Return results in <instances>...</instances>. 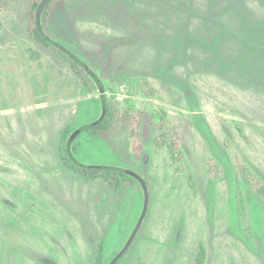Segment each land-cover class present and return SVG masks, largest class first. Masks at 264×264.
Segmentation results:
<instances>
[{"label":"rangeland","instance_id":"rangeland-1","mask_svg":"<svg viewBox=\"0 0 264 264\" xmlns=\"http://www.w3.org/2000/svg\"><path fill=\"white\" fill-rule=\"evenodd\" d=\"M51 24L107 83L113 126L81 139L83 163L149 184L123 264H192L200 243L203 264H264V197L237 159L264 181V0H60ZM99 96L32 35L27 0L0 7V264H97L106 237L115 250L129 238L141 185L64 160V129Z\"/></svg>","mask_w":264,"mask_h":264},{"label":"trees","instance_id":"trees-1","mask_svg":"<svg viewBox=\"0 0 264 264\" xmlns=\"http://www.w3.org/2000/svg\"><path fill=\"white\" fill-rule=\"evenodd\" d=\"M12 1H21V0H0V7H7L8 4ZM27 1L29 2L30 30L32 32V35L38 41H40L43 45L48 46V47L54 49L55 51L59 52L63 56L67 57L72 62L73 67L76 70L82 72L89 79V81L94 85L95 90L100 93V96H99V98L96 99V102L93 101V105H92L93 107H92L91 111L80 122L76 123L75 125L67 126L64 129V131H63L64 153H65L64 160L69 165V167H71L75 172H77L81 175H84V176L88 177L89 179H96L100 175H104L105 178H110L112 176H117V177L119 176V177L127 178V179L135 182L136 184L141 185L138 180H136L134 177H132L126 173H122V172L114 171V170L92 169V168H87V167L82 166L83 149L81 148V146H82L81 139H83L85 137L89 138V139H96V138L101 137L103 134L107 133L108 131H110V129L113 126V113L111 111V106H110V103L108 100V106H109L108 115H107L106 119L101 124H99L95 127H92L88 130H85L83 132H80V133L77 132V129L81 125H84L88 122H91V121L97 119L98 115H100L99 109H100V113H101V108H102V101H101V92H102L101 86L102 85L99 83V81L97 79H95L91 74L87 73L76 61H74L71 57H69L65 52L58 49L56 46L51 44L45 37L42 36V34L40 33V31L37 28L36 19H35L36 10H37L38 5H39L41 0H27ZM57 1H60V0H52L48 4V6L46 7V9L44 11L43 19H42V21H43L42 23H43V27H44L45 31L54 39H56V38L54 37V34H53L51 21H52V17L54 14L55 3ZM70 48L72 50L74 49L78 53H80V51L77 48H75V47H70ZM92 69L99 76L100 80L103 83V88H104L103 90L106 91L107 90V83L104 81L101 74L95 68L92 67ZM139 85H140L142 91L147 96H153L154 92L150 88L149 82L146 78L141 77L139 79ZM133 117L137 118V115L133 114ZM133 120H134L133 138H134L135 145L138 147L139 146L138 123H137L135 118H133ZM164 120H166L165 117H164ZM169 128L172 130L171 131V137L173 139V143L171 144L172 150H173V152H176L175 150H178V152H181L182 150L179 149V147H180L179 135L173 129V127L171 125H169ZM237 159H238L239 164L241 165V167L243 169V172L246 176V179H247L249 185L258 194H260L264 197V181H263V179H261L255 172H252V170H250L249 166L247 165L245 160L240 155H237ZM213 163L214 162L212 161L211 162L212 167H214ZM114 186L119 188L121 186V184L117 180L114 183ZM140 231H139V233H140ZM139 233H138V235H139ZM138 235H137V237H138ZM137 237H136V239H137ZM136 239L134 240V242L136 241ZM134 242H133V244H134ZM133 244L128 249V251L115 264H123L126 261L127 254L130 252ZM109 246L110 245H109L108 239L106 237V239L103 240V242L100 246L97 264H109L110 261L112 260V258L120 251V249L124 245L121 248L116 249V250L111 249ZM108 253H110V254L108 255ZM205 253H206L205 246L203 243H200L198 245V256L192 264H203L204 260H205Z\"/></svg>","mask_w":264,"mask_h":264},{"label":"water","instance_id":"water-1","mask_svg":"<svg viewBox=\"0 0 264 264\" xmlns=\"http://www.w3.org/2000/svg\"><path fill=\"white\" fill-rule=\"evenodd\" d=\"M51 1L52 0H41L39 5H38V8H37L36 14H35L36 25H37L38 30L40 31L42 36L45 37L51 44L56 46L61 51L65 52L69 57H71L74 61H76L87 73L91 74L95 79H97L99 81V83L102 85L101 86V88H102V92H101V101H102L101 113L97 119H95L91 122H88L84 125H81L77 129V132L80 133V132H83L85 130H88L92 127H95V126L101 124L106 119V117L108 115V111H109L108 97H107L106 91L103 90L104 88H103L102 81L100 80L99 76L95 73V71L92 69L90 64L86 60L81 58L74 50H72L68 46L64 45L60 41L54 39L45 31V29L43 27L42 19H43L44 11ZM82 166L87 167V168H92V169L114 170V171L126 173V174L134 177L141 184L143 194H144L143 207H142L141 213L139 215L138 221H137L133 231L131 232L129 238L127 239L126 243L120 249V251L112 258V260L109 263V264H115L131 247V245L133 244L134 240L136 239V237H137L139 231L141 230V228L144 224V221L147 217V213H148L149 206H150V188H149L148 181L143 174H141L140 172H138L132 168L126 167V166L87 164V163H83V162H82Z\"/></svg>","mask_w":264,"mask_h":264}]
</instances>
